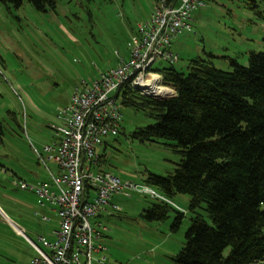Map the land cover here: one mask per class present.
Returning <instances> with one entry per match:
<instances>
[{
    "label": "rangeland",
    "instance_id": "374dc122",
    "mask_svg": "<svg viewBox=\"0 0 264 264\" xmlns=\"http://www.w3.org/2000/svg\"><path fill=\"white\" fill-rule=\"evenodd\" d=\"M157 0H58L56 10H37L25 0L20 6L0 2V258L11 256L28 264L36 250L16 225L27 234L52 238L58 227L54 213L42 222L37 194L21 186H39L50 172L38 152L55 141L54 126L60 125V110L70 101L75 86L92 82L101 72L117 67L130 55L132 37L139 24L150 18ZM246 0H209L193 13L192 30L174 40L172 50L179 59L174 66L185 73L191 59L201 57L223 70L231 60L248 64L250 52L264 51V20L246 7ZM264 11V0H256ZM264 13V12H263ZM168 65L156 62L154 67ZM9 112L16 113L18 123ZM121 131L98 146L105 152L106 170L124 182L137 184L148 173L168 175L182 156L161 142L142 143L131 137L138 127L154 122L143 112L124 107ZM56 171L54 162L48 163ZM185 213L179 228L173 229L175 213L168 219L149 221L144 210L158 200L124 188L100 217L105 228L102 243L106 264H173V257L186 241V231L195 215L189 208L192 196L178 194L171 199ZM208 220L202 208L197 210ZM38 212V213H37ZM4 218L6 219L4 221ZM45 221V220H44ZM40 246L41 243L38 242ZM9 261L8 264H14ZM16 264V263H15Z\"/></svg>",
    "mask_w": 264,
    "mask_h": 264
},
{
    "label": "trees",
    "instance_id": "16d2710c",
    "mask_svg": "<svg viewBox=\"0 0 264 264\" xmlns=\"http://www.w3.org/2000/svg\"><path fill=\"white\" fill-rule=\"evenodd\" d=\"M24 1L0 0L15 6ZM28 1L44 12L56 10L58 4V0ZM245 2L264 20L256 0ZM167 64L154 69L176 90L175 96L152 98L128 83L115 96L124 107L154 120L136 128L133 139L142 143L166 140L182 156L170 174L150 172L142 180L171 199L178 194L192 196L189 208L195 215L173 264L264 260V51L250 52L247 65L232 59L231 70L201 57L190 60L187 73ZM9 114L22 128L16 113ZM105 156V152L99 155L102 165ZM171 212L175 213L172 228L177 229L185 213L170 204L155 202L143 216L163 221Z\"/></svg>",
    "mask_w": 264,
    "mask_h": 264
},
{
    "label": "built area",
    "instance_id": "2783aa9c",
    "mask_svg": "<svg viewBox=\"0 0 264 264\" xmlns=\"http://www.w3.org/2000/svg\"><path fill=\"white\" fill-rule=\"evenodd\" d=\"M208 1L157 0L150 18L139 24L132 37L129 59L101 72L92 82L75 86L69 103L59 112L61 124L53 128L56 141L44 147L46 156L38 152L40 162L50 172L49 180L36 187L21 182L24 189L37 194L41 208L48 207L58 217L52 238L38 237L42 246L27 236L36 250L29 264H106V247L101 242L105 228L102 222L91 219L109 208L117 210L111 199L124 188L180 209L155 188L124 182L104 170L98 146L121 131L124 105L115 93L125 83L152 98L175 96L176 90L164 83L154 63H175L179 59L172 50L173 40L183 31L192 30L193 13L205 8ZM50 161L55 164V172L48 165ZM41 215L43 220H51L48 214ZM252 264H264V260Z\"/></svg>",
    "mask_w": 264,
    "mask_h": 264
},
{
    "label": "crops",
    "instance_id": "0c3cea01",
    "mask_svg": "<svg viewBox=\"0 0 264 264\" xmlns=\"http://www.w3.org/2000/svg\"><path fill=\"white\" fill-rule=\"evenodd\" d=\"M68 103H69V101H68ZM67 103V104H68ZM66 104V105H67ZM46 180V179H45ZM44 179H41L40 180V182L39 183H41V182H43V181H45ZM38 202V201H37ZM39 208H40V211H41V213H45V214H48L49 216H50V218L52 219V216H53V212L52 211H50L49 210V208L48 207H46V208H41L40 206H39ZM6 219L4 218V221H5ZM42 222H49V221H44L43 219H40ZM7 221L8 222H10L11 223V226H13V228H14V223L16 224V225H18L19 227H21L23 230H24V232L27 234V232H26V230H25V226L23 225V224H21V225H19L17 222H15V221H13V220H11L10 218H7ZM14 230L18 233V234H20L15 228H14ZM27 236L29 237V238H31L28 234H27ZM40 235L39 234H37V238L39 237ZM26 239H27V241L29 242V240H28V237H26V236H24ZM31 239H33V238H31ZM33 240H35V239H33ZM36 242H39V240L38 241H36ZM30 243V242H29ZM31 244V243H30ZM33 247V246H32ZM36 254V253H35ZM34 256V254L33 255H31L30 257H29V262H30V259L32 258ZM9 261H13L12 263H16V264H18L17 262H15V260H12L11 259V256H6L5 254L3 255V257L2 258H0V264H8V262ZM29 262H28V264H29Z\"/></svg>",
    "mask_w": 264,
    "mask_h": 264
},
{
    "label": "bare ground",
    "instance_id": "6f19581e",
    "mask_svg": "<svg viewBox=\"0 0 264 264\" xmlns=\"http://www.w3.org/2000/svg\"><path fill=\"white\" fill-rule=\"evenodd\" d=\"M160 90H161V89H160V88H158V90H157V91L159 92ZM144 184H145V183H144ZM168 198H169V197H168ZM169 199H171V198H169ZM173 207H174V206H173ZM179 210H180V209H179Z\"/></svg>",
    "mask_w": 264,
    "mask_h": 264
},
{
    "label": "water",
    "instance_id": "95a60500",
    "mask_svg": "<svg viewBox=\"0 0 264 264\" xmlns=\"http://www.w3.org/2000/svg\"><path fill=\"white\" fill-rule=\"evenodd\" d=\"M23 235L27 237V234L26 233H24Z\"/></svg>",
    "mask_w": 264,
    "mask_h": 264
}]
</instances>
